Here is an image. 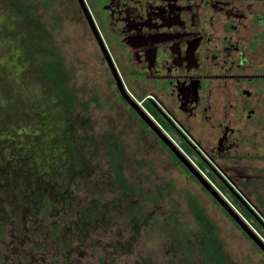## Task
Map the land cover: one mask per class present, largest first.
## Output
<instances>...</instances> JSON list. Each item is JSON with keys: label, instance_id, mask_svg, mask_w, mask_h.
<instances>
[{"label": "flooded vegetation", "instance_id": "1", "mask_svg": "<svg viewBox=\"0 0 264 264\" xmlns=\"http://www.w3.org/2000/svg\"><path fill=\"white\" fill-rule=\"evenodd\" d=\"M44 4L53 12L54 27L62 29V23H69L71 43L86 48L138 132L145 134L151 147L159 148L160 157L173 162L264 260V253L210 193L264 245V0H44ZM37 67L39 75L47 78ZM55 71L61 79L59 69ZM58 77L53 74L50 80L54 83ZM61 92L66 104L42 105L33 114L39 123L45 116L46 123L51 118L47 131L58 126L59 148L77 147L74 123L66 122L75 102L70 101L66 86ZM137 111L191 163L197 178ZM20 134L32 137L25 129ZM30 147L23 148L19 141L0 150V264L57 262L51 250L48 261L45 254L26 252L21 238L33 231L44 234L47 215L57 219L72 211L73 199L66 200L59 192L56 158H32ZM104 152L117 157L112 148L104 146ZM114 166L117 186L132 193L128 177ZM194 207L202 248L197 259L231 264L204 209L198 201ZM190 246L184 249L178 244L174 250L184 255L185 264V255L194 253Z\"/></svg>", "mask_w": 264, "mask_h": 264}, {"label": "rangeland", "instance_id": "2", "mask_svg": "<svg viewBox=\"0 0 264 264\" xmlns=\"http://www.w3.org/2000/svg\"><path fill=\"white\" fill-rule=\"evenodd\" d=\"M45 5L44 0H0V150L20 141L25 149L31 146L32 158H56L59 192L73 199L66 216L43 219L44 234L31 229L33 234L21 238L26 252L45 254L48 261L51 250L57 256L53 264H185L180 250L174 251L180 244L194 251L185 255L186 264H208L197 259L201 238L191 207L198 201L231 264H264L240 231L138 132L86 48L71 43L69 23L54 27L53 12ZM23 6L26 10L20 11ZM37 66L48 79L39 75ZM53 74L59 76L54 83ZM63 86L76 103L66 122L74 123L79 139L73 135L77 147L61 149L58 126L47 131L51 118L39 123L33 113L42 105L66 104ZM104 146L117 157L107 156ZM113 164L128 177L132 193L117 186ZM14 214L21 216L20 211Z\"/></svg>", "mask_w": 264, "mask_h": 264}, {"label": "water", "instance_id": "3", "mask_svg": "<svg viewBox=\"0 0 264 264\" xmlns=\"http://www.w3.org/2000/svg\"><path fill=\"white\" fill-rule=\"evenodd\" d=\"M113 73V76L116 78L115 76V72L111 71ZM116 87L119 91V93L121 94V96L125 99L126 96L123 95L119 82L118 80H116ZM137 114L140 115V117L142 118V120L148 125L150 126L154 132L157 133V135L160 137V139L162 141H164V143H166L168 145V147L171 149V151L174 153V155L176 156V159L182 163V165L186 168V170L194 177L197 178V173L195 171V169L193 168V166L191 165V163H189V161L187 159H185L184 157H182L181 155H179V153L171 146V144H169L168 142L165 141V139L163 138V136L153 127V125L147 120V118L139 111H137ZM211 195L215 198V200H217V202L219 203L220 206L223 207V210L227 213V215L237 224V226L241 229V231L246 234L248 236V238L257 246V248L264 253V245L257 239V237H255V235H253L251 233V231H249V229L243 224V222L237 217V215L227 206H225V204L218 199V197L210 192Z\"/></svg>", "mask_w": 264, "mask_h": 264}, {"label": "trees", "instance_id": "4", "mask_svg": "<svg viewBox=\"0 0 264 264\" xmlns=\"http://www.w3.org/2000/svg\"><path fill=\"white\" fill-rule=\"evenodd\" d=\"M25 8H26V7H25V6H23V8H21V10H25ZM114 168H115V167H114ZM191 208H192V210H194V209H195V207H193V206H192ZM208 242H209V241H208ZM208 244H209V243H208ZM208 244H207V245H208ZM217 248H218V247H217ZM205 249L209 250V249H211V248H210V247H208V246H205ZM218 249H219V248H218ZM219 264H224V263H223L222 261H220V262H219Z\"/></svg>", "mask_w": 264, "mask_h": 264}]
</instances>
